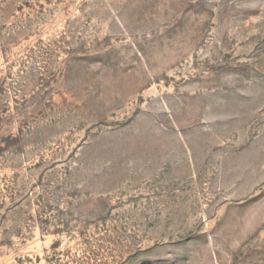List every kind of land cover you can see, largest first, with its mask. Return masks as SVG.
Wrapping results in <instances>:
<instances>
[{"label":"rangeland","instance_id":"rangeland-1","mask_svg":"<svg viewBox=\"0 0 264 264\" xmlns=\"http://www.w3.org/2000/svg\"><path fill=\"white\" fill-rule=\"evenodd\" d=\"M0 264H264V0H0Z\"/></svg>","mask_w":264,"mask_h":264}]
</instances>
